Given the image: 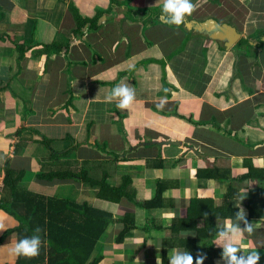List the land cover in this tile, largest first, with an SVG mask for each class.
Listing matches in <instances>:
<instances>
[{"label":"crops","instance_id":"crops-1","mask_svg":"<svg viewBox=\"0 0 264 264\" xmlns=\"http://www.w3.org/2000/svg\"><path fill=\"white\" fill-rule=\"evenodd\" d=\"M191 2L192 14L169 26L162 0H0V264L38 263L3 246L19 240L30 204L43 198L70 207L46 217V234L78 228L73 222L87 210L74 204L113 214L91 256H102L98 264H162V255L186 251L163 241L193 200L226 205L223 226L236 222L244 198L254 231L237 242L264 264V139L245 131L264 132V0ZM209 20L241 38L227 48L187 29ZM54 42L62 50L47 53L44 45ZM122 81L135 90L125 110L103 102ZM7 168L20 176L13 196L2 188ZM51 170L64 178L86 173L87 181L41 177ZM127 175L140 201L161 188L160 204L99 194L103 182L119 187ZM126 214L131 230L117 240ZM178 236L217 247L196 230ZM214 262L224 264L221 255Z\"/></svg>","mask_w":264,"mask_h":264},{"label":"trees","instance_id":"trees-1","mask_svg":"<svg viewBox=\"0 0 264 264\" xmlns=\"http://www.w3.org/2000/svg\"><path fill=\"white\" fill-rule=\"evenodd\" d=\"M79 19L87 21V19L83 17H79ZM81 27V25L78 26L80 29ZM44 47V50L47 53H50L51 51L60 52L62 50V45L56 42L45 44ZM46 143L52 153H54L55 151L52 149L50 142L46 140ZM8 170L11 171L7 168L2 188H7L4 191L8 192L10 195L12 194L13 196L14 193H18L19 191L20 176H13V173L8 172ZM65 174L66 173L57 170H51L47 172V174H42L41 177L52 178L57 176L62 178V180L81 178L82 180L84 179L87 181L85 178L86 173H84L82 177L81 172L73 173L72 177L69 178H64L63 176ZM198 174L200 176L208 175L203 172ZM103 184L104 185H101L99 189V194H102L105 198L111 201H120L123 198H129L135 202L136 205L147 208L160 204L158 203V200L161 198V188H159L153 199L149 201H140L137 199L135 191L132 188V178L129 175L124 178L123 183L119 187L110 186L106 181L103 182ZM56 202L50 198H43L38 204H30L29 211L26 214V218H24V231L19 233V240L26 236L33 235L34 230L39 227L43 230L40 233L42 240L47 241V243H42L39 255L32 258L33 260H38L37 264H98L101 261L102 256L99 255L92 258L91 256L97 243L103 238L107 232L108 226L113 221V214L108 211L99 210L93 206L74 204L79 207V211H81V208L87 210L86 212H81L79 219L73 222L74 226L76 224L78 228L74 229L73 232L64 228L58 232H56V230H54L55 232L49 230V233L46 234L44 231L46 227V217L55 213L57 211V206L60 212H64L65 209L70 208L64 204L65 202L62 200H56ZM27 204L28 203H26V205ZM60 204L62 205L61 207ZM193 215H195V217H193ZM225 215H227L226 205L221 207L216 206L214 200L212 199H195L188 205V215L186 218L177 217L173 219L171 223L173 237L170 239H164L163 244L164 246L168 244L172 246H183L186 248V251L191 252L194 257L198 252H203L207 257L204 260V264H215L214 257L216 258L221 255V249H218L217 247H203L197 244L195 238L193 239L178 235L181 231L196 230L198 237L215 238L219 225L218 218ZM131 216L130 214H126L123 218H121V220L126 222V225L117 236V240L124 239L127 232L131 230L132 224H127V220L128 218L131 219ZM80 217H82L85 222L82 221ZM199 219H203L204 221L203 229L201 228L202 230L198 226ZM132 222L133 221L131 219V223ZM44 250L46 253L44 255L40 254ZM162 264H168L166 254L162 255Z\"/></svg>","mask_w":264,"mask_h":264},{"label":"clouds","instance_id":"clouds-1","mask_svg":"<svg viewBox=\"0 0 264 264\" xmlns=\"http://www.w3.org/2000/svg\"><path fill=\"white\" fill-rule=\"evenodd\" d=\"M163 6L161 10L162 21L169 26H180L186 15H191L195 10V5L191 0H162ZM135 99V90L125 82L117 84L112 90L107 93L104 98V103L116 102V107L125 110L128 109ZM164 101L161 100L160 107L163 106ZM261 111H264L262 109ZM259 123L264 127V118H259ZM247 134H258V138L264 139V132H259L258 129L249 128L245 125ZM255 138V137H254ZM244 198L237 201L235 207L239 210L235 213L236 222L227 220L223 226H218L214 244L222 248L221 259L224 264H259L261 259L260 253L252 251L244 254L239 243L237 242L244 232L251 234L254 231L253 224L247 219L245 209L241 206ZM243 225V227H241ZM5 230V225L0 221V231ZM43 230L37 227L33 235L26 236L20 240L12 241L8 245H4L10 255L16 257L33 258L39 255L42 243L47 241L42 240L40 233ZM206 254L198 252L194 257L188 251H175L168 256V264H204ZM157 264L159 260L157 259Z\"/></svg>","mask_w":264,"mask_h":264},{"label":"water","instance_id":"water-1","mask_svg":"<svg viewBox=\"0 0 264 264\" xmlns=\"http://www.w3.org/2000/svg\"><path fill=\"white\" fill-rule=\"evenodd\" d=\"M212 23H215L213 25ZM187 29L208 35L211 39L224 41L227 48H232L236 41L241 38V33L236 28L228 25H219L215 20H209L202 23L194 21L187 22ZM170 143H175L170 141Z\"/></svg>","mask_w":264,"mask_h":264},{"label":"rangeland","instance_id":"rangeland-1","mask_svg":"<svg viewBox=\"0 0 264 264\" xmlns=\"http://www.w3.org/2000/svg\"><path fill=\"white\" fill-rule=\"evenodd\" d=\"M16 175H17V174H16ZM16 175H15V176H16ZM23 215H24V214H23ZM22 231H24V229H23Z\"/></svg>","mask_w":264,"mask_h":264}]
</instances>
